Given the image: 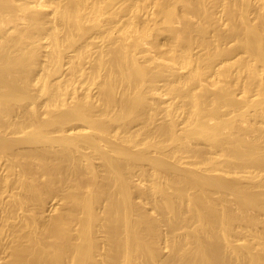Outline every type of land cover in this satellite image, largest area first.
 Wrapping results in <instances>:
<instances>
[{
	"label": "bare ground",
	"instance_id": "obj_1",
	"mask_svg": "<svg viewBox=\"0 0 264 264\" xmlns=\"http://www.w3.org/2000/svg\"><path fill=\"white\" fill-rule=\"evenodd\" d=\"M0 264H264V0H0Z\"/></svg>",
	"mask_w": 264,
	"mask_h": 264
}]
</instances>
